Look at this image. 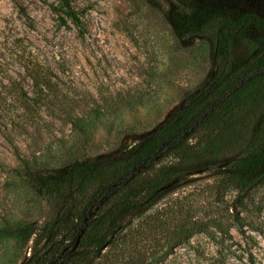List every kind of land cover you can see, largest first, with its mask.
<instances>
[{
    "label": "rangeland",
    "instance_id": "obj_1",
    "mask_svg": "<svg viewBox=\"0 0 264 264\" xmlns=\"http://www.w3.org/2000/svg\"><path fill=\"white\" fill-rule=\"evenodd\" d=\"M53 4L0 0V264H25L32 248L2 230L53 216L19 175L24 162L50 170L115 156L159 128L216 70L214 47L177 38L147 0H73L83 33L60 25ZM175 161L165 153L154 168ZM220 167L188 176L149 212L166 214L172 230L190 220L187 240L156 247L152 264H264V184L229 189L217 201L206 190Z\"/></svg>",
    "mask_w": 264,
    "mask_h": 264
},
{
    "label": "trees",
    "instance_id": "obj_2",
    "mask_svg": "<svg viewBox=\"0 0 264 264\" xmlns=\"http://www.w3.org/2000/svg\"><path fill=\"white\" fill-rule=\"evenodd\" d=\"M147 1L177 38L214 47L215 73L159 128L115 156L50 170L24 162L19 175L53 215L42 225L2 230L32 241L25 264H51L62 251L69 253L62 264H152L156 247L187 240L188 217L172 230L166 214L149 212L188 176L221 165L206 190L217 201L229 189L264 184V0ZM52 10L60 25L83 33L73 0H57ZM165 153L176 161L154 168ZM90 210L94 216L84 222Z\"/></svg>",
    "mask_w": 264,
    "mask_h": 264
}]
</instances>
